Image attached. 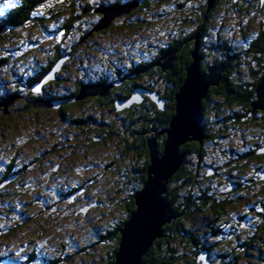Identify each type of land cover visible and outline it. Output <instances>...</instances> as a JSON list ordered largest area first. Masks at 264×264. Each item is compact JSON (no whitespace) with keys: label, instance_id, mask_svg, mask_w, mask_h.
<instances>
[{"label":"trees","instance_id":"1","mask_svg":"<svg viewBox=\"0 0 264 264\" xmlns=\"http://www.w3.org/2000/svg\"><path fill=\"white\" fill-rule=\"evenodd\" d=\"M128 1L130 0H93V2L90 0H15L13 7L0 17V67L10 66L7 57L2 53L5 47L3 48L1 44L13 46L11 50L13 54V51L22 50L26 43L30 46L38 43L39 41L35 38L41 33L52 34L56 36V39H53L54 42L51 41L53 52L47 62L39 63L36 69H17L13 72L17 78L13 81L16 88L12 94L17 95V98L7 107L0 105V119L21 111L24 117H28L35 114L38 109L34 107L39 106L40 110H51L57 115L58 123H55L54 127L59 132L62 131V126L71 127L73 132L74 128H77L75 126H83V129L92 131L88 136L92 146H107L108 141L117 138L118 141L121 140L119 143L123 144L119 150L121 157L136 153L137 160H135L139 164L136 167L133 164L135 161H130L132 166L131 169L129 168L131 173L128 175V178L132 180V186H124L121 190L125 194L119 203L123 209L112 228L104 230L102 226L96 241L86 243V247L76 246L74 243L75 247L72 248L69 242L65 245L71 246L70 254H79L80 258L76 264H81L83 259L93 264L96 257L100 258L102 264H113L114 253L119 243V229L135 208L133 195L142 187L146 178L150 159L148 141L156 137L158 149L163 150L166 135L160 133L168 127L174 113V97L185 78L186 68L193 60L192 53L195 52L200 58V67L203 71L211 67H222L218 84L210 86L206 97L201 100L200 125L203 138L201 141L189 140L180 145L183 162L171 175L166 185L163 197L170 203L175 218L162 227V236L153 241L142 257V264H204L200 258L203 251L206 252L209 264H246L248 259L257 258L254 251L259 252L258 249L251 252L249 249L252 248L253 241L262 236L256 233L257 236L253 237L251 227L245 222V216L235 217L234 225L229 228L231 231L225 232V226L221 224L227 222L224 220L223 213L226 205L232 203L227 197L237 191L233 190L229 193H220V191L229 186L238 188L242 184L236 177L238 172L242 171L236 165L238 161L258 160L264 157V151L260 152L261 147H259L264 144V139L259 137L261 142L255 139L254 143L247 145L243 135L246 128H250L251 136L255 138L256 134L261 133L260 128H264V112L260 109L253 110L252 106L257 100L255 88L264 74V0H215L210 9H208L207 0H134L139 4L130 6L127 17L115 18L123 19L118 28L129 29L133 22L131 20L137 21L135 26L140 28L141 22L157 19L159 23H156L154 30H157L161 37L166 32L160 27L162 23L172 28L171 33L174 32V35L161 44L155 56L144 55L143 59L136 58L124 64H116L113 69L109 68L106 62H100L99 69L92 70L93 76L86 77L83 73L84 60L81 55L77 56V45L90 42L93 32H105L115 23V20H112L108 27L95 30L103 17V14L95 10L100 4L111 7ZM223 1L226 5L231 3V11L235 18L240 14L248 17L239 20L240 26H243L238 27L239 31L235 29L234 33H224L225 21L230 20L229 17L223 22L215 23L220 11H223L219 9ZM249 3L253 4L251 10L246 7ZM175 15H179L177 17L181 21ZM246 26L257 27L255 39H247L245 32L243 33V28ZM48 27L53 28L50 30ZM75 32L78 33L77 41L74 44H68L67 37L70 38ZM230 34H234V38L239 37L238 34H240L239 41L235 40L239 45L228 40ZM166 51L175 53L171 68L163 71L157 62ZM60 58H67L63 62V67L67 64L65 69L74 65L76 81L72 84V90L68 86L61 85L65 79L58 73L44 84L40 94L34 93L32 84L42 81ZM68 81H71L70 76ZM102 82L112 83L106 95L80 97L81 84ZM0 85L4 86V82L0 81ZM53 85L55 87H52ZM135 88L154 90L158 98L164 101L165 109H159L155 101L147 94L143 95L141 102H133L129 106L117 109L116 101H125L132 97ZM5 94L0 92V104L4 103L3 100L7 95ZM92 101H94L92 110H85ZM50 102L56 103V106L50 107L48 105L52 104ZM50 124L51 121H47V125ZM5 127L6 124H3L2 128ZM52 134L56 136L58 133ZM78 143L74 146L73 153L82 155L88 152L90 147L86 149L85 144ZM53 146L63 147L65 144L58 139ZM32 158L34 161L37 160L36 157ZM225 164L232 165L223 173L221 181L217 184L216 179L220 178L218 167H225ZM2 166L0 243L17 229L16 220L12 217L14 214V217L20 216L16 208L23 204L33 206L30 218H36L35 223L37 222L38 225L44 226L46 222H54L63 217L62 214L53 211L54 206H51L46 199L47 193L42 182L39 181L42 174L35 175L32 169H29V164L18 163V157L14 154L7 163H2ZM256 169L257 172L246 180L248 185L253 183L252 187L258 182L264 183L261 175L264 170L259 166ZM90 176L84 178L88 180L82 183L81 187L64 192V198L74 199L78 190L84 189L87 184L92 187L95 181L93 176ZM127 182V180L124 181V184ZM97 188L98 186L95 189ZM88 199L89 196L86 200ZM259 206L261 207L259 210H254V204H251L249 208L258 213L264 230V203ZM57 209L60 207L57 206ZM7 212L14 213L7 215ZM21 213L23 215V211ZM206 213L211 217L210 224L206 226L207 232L222 234L221 237L215 235L214 242H209L207 239L205 241L197 228L198 219ZM241 224H245L248 230L244 231L246 229L244 228L241 231L238 227ZM66 233L67 230L62 231L63 235ZM220 239L221 244H219ZM10 246L13 244L7 247ZM20 252L11 250L13 255H18ZM65 253L67 257L70 255L68 252ZM263 255L260 256L262 259H264ZM35 257V252L27 255L29 264L36 259Z\"/></svg>","mask_w":264,"mask_h":264},{"label":"rangeland","instance_id":"2","mask_svg":"<svg viewBox=\"0 0 264 264\" xmlns=\"http://www.w3.org/2000/svg\"><path fill=\"white\" fill-rule=\"evenodd\" d=\"M14 2L15 0H0V17L13 7H5V5H14ZM90 2H93V0H90ZM136 4L139 3L130 0L120 6L126 7L125 5H132V7H134ZM103 5L106 6V4H100L99 7ZM246 7L251 10L253 4L249 3ZM231 8V3L230 5H226V2L223 1V4H221L219 8L223 11H220V15L217 16L215 23L223 22L229 17L230 20H227L228 23L225 21L226 23L224 26L230 33H234L235 29L239 31L238 27H243L240 26L239 20L248 17L239 13L240 17L238 16L235 18ZM129 12L114 17L112 19L115 20L114 25H110L111 28L105 32H93L91 38L89 37L90 42L77 45V56L81 55L84 60L83 73L86 77L93 76L91 72L96 68L99 69L98 64L100 62H106L108 67L113 69L116 64H124L132 61V59L136 60V58L143 59L144 55L155 56L161 44H163L164 41H168L169 37L174 35V32L171 33L173 31L172 28H168V25L162 23L160 27L166 32L163 37H161L160 33L154 30L156 23H159L157 19L155 21H140V28L135 26V22L137 23L135 20H131L133 22H131L129 29L124 30L118 28V26L122 24L123 19L116 20L117 17H127ZM225 12L227 14H225ZM175 16L178 19L177 16L179 15ZM48 28L52 30L53 27ZM256 28V26H246L243 28V33L245 32L247 39L253 40L256 38ZM238 35L239 37L234 38V34H230L228 40L232 41L235 45H239V43L235 41H239L240 34ZM55 37L56 36L49 33H41L35 38V40L39 41L38 43L32 46L26 43V45L22 47V50L13 51V54L11 53L13 46H4V44H1L3 48L5 47V51H2V53L5 54L4 56L7 57L10 63V66L6 65L0 67V81L4 82V86L0 85V92L2 94L6 93V97L14 95L12 92L15 90L16 84L13 83V81L17 78L13 74L14 71H17V69H36L39 67V63L48 61L53 52L51 50V41L56 39ZM77 38L78 33L75 32L70 38L67 37V43L74 44ZM225 40H227V38ZM68 44L65 45L69 47ZM149 52L151 54H148ZM64 59L66 58H63L60 61L61 63L59 62L60 67L57 71H55L57 63L51 71L54 72V75L58 73L60 75L62 74L65 80L61 85L68 86V88L70 87L72 90V84L76 81V74L75 71H73L74 65L65 69L67 64L66 67H63L64 64L62 61ZM67 75L70 76L71 81H68ZM94 78L97 77L94 76ZM102 83L110 84L111 82ZM52 87L55 86L53 85ZM33 90H37L38 92L42 91L40 85L38 88L35 86ZM67 91H69V89H67ZM15 100L16 99H14V101ZM50 103L56 104L54 102ZM48 105L53 107L51 104ZM93 105L94 101L89 103L85 110H92ZM34 109L38 110L35 111V114L28 117H24L21 111L18 113H11L10 116L0 119V172L3 171L2 163H7L12 154L17 155L18 163L23 164V162H25V164H29V169H32L35 175L42 174L39 181L42 182L43 188L47 193L46 199L51 203V206H54L52 208L53 211L62 214L63 217H60L54 222H46L44 226H42L40 224L38 225L37 222L35 223L37 220L36 218H30L31 210L33 209L32 205L23 204L17 207V214H20V216L14 217V214L12 217L16 220L15 225H17V229L11 236L5 237L4 241L0 243V264H29L30 260L27 259V255L31 252L36 253V259L33 258L34 261H31L30 264H76V262H78L77 260L80 258L79 254H70L71 246H65L66 243L69 242L72 248L75 247L74 243L76 246L81 245L86 247V243H93L96 241L102 226H104V230L112 228L114 221L119 218L118 214H121L123 209L119 203L125 194L122 193L121 190L124 186H132V180L128 178V175L131 173L129 168L131 169L132 166L130 161H135L133 164H135L136 167L139 162L136 161V153H129L127 157H121L119 155V150L121 149V145H123L119 143L121 140L118 141L117 138H113L108 141L107 146H92L88 141V136L92 133L90 129H83V126H75L77 128H74L73 132L71 127L62 126V131L59 132L54 127L55 123L58 122L57 115L53 111H42L39 106L34 107ZM260 111L264 112L262 109H260ZM21 115L23 116L21 117ZM49 120L51 124L47 125V121ZM3 124H6L5 128H2ZM53 132H57L58 134L55 136L52 134ZM259 132L261 133L256 134L254 138L251 136V129L246 128L243 135H245V142L248 143L247 145L254 143L255 139L259 142H261L260 138L264 139V128H260ZM239 137H241V135ZM76 138L79 139L76 140ZM58 139H61L65 146L54 147L53 144ZM78 142H82L80 144H85L86 149L90 147L88 150L89 153L85 152L82 155L80 153H73L72 150L76 144H79ZM259 147H261V149L264 148V144ZM32 157H36L37 160H32L34 159ZM231 165L232 164H225V167H218V177L220 178L216 179L217 184L221 181L223 173H225ZM236 165L242 170L236 175L242 184L234 189V191H237L235 192L237 194L234 193L227 197L232 203L226 205L223 216L225 217L224 220L227 222L221 224L225 226V232H229L231 231L229 228L234 225V218H242L241 216H245V222L247 226L251 227L253 237L257 236V234L262 236L253 241L252 248L249 249L250 252L258 249L259 252L254 251L257 258L248 259L249 263H245L264 264V259L261 258L264 254V230L260 224L258 213L249 208L251 204L255 205L254 210H259L261 208L259 205L264 203V183L260 184L258 182L254 187H252L253 183L250 185L246 183V180L250 178L254 172H257V169L255 170L257 166L264 170V157L258 160L252 159L248 161L242 159L238 161ZM89 176H93L95 181L92 187L90 184H87L83 190H78L75 196L76 199L64 198V192L71 188L81 187L82 183H86L88 180L84 178ZM126 180L128 182L124 184ZM262 180L264 181V179ZM97 186V189L101 191L100 193L95 189ZM118 189L120 191L117 192ZM105 192H107V194ZM88 196L89 199L87 201L86 198H88ZM57 206L60 207V209H57ZM22 211L23 215L21 213ZM13 213L14 212H7V215ZM7 215H5V217ZM210 219L211 217L208 213L203 214V216L198 219L197 228L204 236L205 241L207 239L209 242H214L216 241L214 236L220 235L221 237L222 234L207 232L206 226L210 224ZM96 222L98 224H95ZM247 226L241 224L238 227L241 231L244 228H246L244 231H247ZM63 230H67L66 235L62 234ZM12 244L13 246L7 247ZM219 244H221V239ZM3 248L5 250H3ZM12 249L21 252L18 253V255H13V253H11ZM65 252H68V255H70L67 257ZM99 253L101 254L102 252ZM86 261V259H83L81 264H91ZM93 264H102L100 258L98 259V257H96Z\"/></svg>","mask_w":264,"mask_h":264},{"label":"water","instance_id":"3","mask_svg":"<svg viewBox=\"0 0 264 264\" xmlns=\"http://www.w3.org/2000/svg\"><path fill=\"white\" fill-rule=\"evenodd\" d=\"M214 2L215 0H207L208 9L213 6ZM125 6L103 5L98 7L95 11L103 14V17L95 30L108 27L114 17L129 12L131 7ZM174 53V51H166L157 62L163 71L171 68ZM192 58V62L186 68L185 78L175 94L174 113L170 118L169 125L160 133L166 135L163 150L158 149L156 137L148 141L150 159L146 169V178L142 187L133 195L135 208L119 229V243L114 253L113 264H142V257L153 241L162 236V227L175 218L170 203L163 197L166 185L171 175L183 162V155L179 150L180 145L189 140L201 141L203 138L200 125L201 100L206 97L210 86L218 84L223 70L222 67H211L203 71L200 67V58L195 52L192 53ZM60 63L57 64L55 71L59 69ZM53 78L54 72H48L40 85ZM111 85L105 83L82 85L80 97L86 95L104 96L108 93ZM255 90L257 100L252 104L253 110H264V74ZM142 94L149 95L159 109H165L164 101L158 98L156 92L142 88H135L133 96L125 101H116V108L121 109L133 102H141ZM12 101L13 99L5 102L4 105L7 106ZM42 105L45 106V104ZM263 151L264 148L260 152ZM261 175L264 178V173ZM234 189L235 186H229L221 190L220 193H229ZM200 258L204 264H209L205 251L201 253Z\"/></svg>","mask_w":264,"mask_h":264},{"label":"bare ground","instance_id":"4","mask_svg":"<svg viewBox=\"0 0 264 264\" xmlns=\"http://www.w3.org/2000/svg\"><path fill=\"white\" fill-rule=\"evenodd\" d=\"M112 7V6H111ZM63 58H60L58 61H57V64L62 60ZM67 59V58H66ZM66 59H64L63 61H62V63L66 60ZM54 68V65L51 67V70ZM48 74V73H47ZM46 74V75H47ZM46 77V76H45ZM43 80V79H42ZM49 81V80H48ZM42 81H38V82H35L34 84H33V87H32V91L33 92H38V91H35V90H33V88L36 86L37 88L39 87V85H40V83H41ZM47 82H44L42 85H40V89L42 90V87L44 86V84H46ZM96 83H94V84H87V83H83V84H81V85H95ZM98 84V83H97ZM100 84V83H99ZM106 84V83H105ZM112 83H110V84H108V85H111ZM80 85V86H81ZM42 91H39L38 92V94H40ZM17 98V95H12V96H10V97H5L4 98V100H3V102L5 103V102H7V101H9V100H11V99H16ZM1 103V102H0ZM4 103H2L3 105H4ZM11 103V102H10ZM10 103H8L7 104V106L10 104ZM1 105V104H0ZM58 105V104H57ZM6 106V107H7ZM51 106H56V104H51Z\"/></svg>","mask_w":264,"mask_h":264},{"label":"snow or ice","instance_id":"5","mask_svg":"<svg viewBox=\"0 0 264 264\" xmlns=\"http://www.w3.org/2000/svg\"><path fill=\"white\" fill-rule=\"evenodd\" d=\"M12 4H6L5 7H12ZM38 90V89H37Z\"/></svg>","mask_w":264,"mask_h":264},{"label":"flooded vegetation","instance_id":"6","mask_svg":"<svg viewBox=\"0 0 264 264\" xmlns=\"http://www.w3.org/2000/svg\"><path fill=\"white\" fill-rule=\"evenodd\" d=\"M227 32H229L227 29L224 31V33H227ZM81 190H83V189H80V191ZM69 199H73L72 197L71 198H69Z\"/></svg>","mask_w":264,"mask_h":264}]
</instances>
